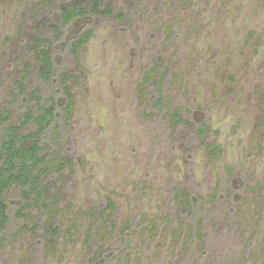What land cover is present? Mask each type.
<instances>
[{"label": "rangeland", "instance_id": "374dc122", "mask_svg": "<svg viewBox=\"0 0 264 264\" xmlns=\"http://www.w3.org/2000/svg\"><path fill=\"white\" fill-rule=\"evenodd\" d=\"M77 1L0 0V114L18 116L19 83L72 96L60 141L72 169L47 212L60 234L47 240L27 208L0 264H264V0H102L110 15L63 27L59 10ZM52 26L57 71L43 83L33 39L52 40ZM172 111L192 127L172 129ZM184 194L199 197L193 222ZM7 200L12 217L21 203Z\"/></svg>", "mask_w": 264, "mask_h": 264}, {"label": "trees", "instance_id": "16d2710c", "mask_svg": "<svg viewBox=\"0 0 264 264\" xmlns=\"http://www.w3.org/2000/svg\"><path fill=\"white\" fill-rule=\"evenodd\" d=\"M102 0H78L76 5H65L58 12V18L63 27L70 26L74 21L86 17L111 14V5H107L101 12ZM122 18V14L119 15ZM52 40L34 38L35 61L40 66L37 77L43 83L53 80L57 71L54 52L62 38L60 27L52 26ZM91 31L78 34L70 41L68 50L73 59H77L82 46L87 42ZM149 74L144 77V83L149 81ZM163 85V83H162ZM155 106H160L163 101L161 83H155ZM17 98L20 99L19 113L5 110L0 114V243L4 241L7 229L12 225V220H22L27 216V208H35L41 212V222L34 223V229L41 231L50 242L55 241L61 230V224L48 217L49 201L58 202V195L62 189L57 188L55 177L63 175L72 169V164L61 154V143L69 130L70 110L72 96L65 89L57 96L42 98L38 88L27 95L23 84H18ZM16 98V100H17ZM18 101V100H17ZM31 102L33 108L25 111L26 104ZM169 126L174 129L177 124L192 127L189 119H183L179 111L169 114ZM208 131L206 123L202 122L196 131L200 138L205 137ZM211 149L219 151L218 146ZM62 188L65 182L62 181ZM54 192H53V191ZM17 194L21 206L11 217V207L7 195ZM186 208L190 211L189 219L193 222L198 196L183 195ZM235 217V216H234ZM125 230H122V234ZM45 243V242H44ZM238 263V262H237ZM240 264V263H239Z\"/></svg>", "mask_w": 264, "mask_h": 264}]
</instances>
